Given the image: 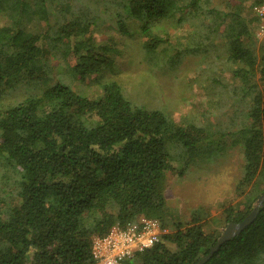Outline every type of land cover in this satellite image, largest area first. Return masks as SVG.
I'll return each mask as SVG.
<instances>
[{"label":"trees","instance_id":"obj_1","mask_svg":"<svg viewBox=\"0 0 264 264\" xmlns=\"http://www.w3.org/2000/svg\"><path fill=\"white\" fill-rule=\"evenodd\" d=\"M66 1L0 0V12L12 21L0 23V85L49 76L60 40L80 79L112 64L109 49L96 45L78 20L51 24L50 5ZM110 2L120 32L129 34L134 20L150 53L177 50L161 32L164 21L184 26L188 17L198 18L206 22L205 40L210 31L226 40L241 96L250 95V122L230 133L245 160L238 190L249 189L223 210L226 223L242 221L264 193V50L254 48L257 15L248 12L246 0H223L221 7L211 0ZM260 3L252 2V9ZM194 31L195 44L182 50L204 45L197 26ZM101 88L91 98L60 81L0 112V264H95L93 239L113 225L149 217L165 228L166 175L176 170L174 162L186 167L221 149L225 133L137 105L116 80ZM219 237L198 220L177 224L127 264H195ZM205 264H264V205Z\"/></svg>","mask_w":264,"mask_h":264},{"label":"rangeland","instance_id":"obj_2","mask_svg":"<svg viewBox=\"0 0 264 264\" xmlns=\"http://www.w3.org/2000/svg\"><path fill=\"white\" fill-rule=\"evenodd\" d=\"M222 1L211 0L218 7L223 6ZM246 5L250 14L257 15L256 9H252V0H246ZM115 9L110 0L52 3L51 24L56 28L72 19L78 20L82 26H87L86 33L92 34L96 45L109 49L112 64L99 67L80 79L74 75V68L64 54L67 43L60 40L50 60L52 72L49 76L33 81L21 77L0 85V112L56 82H65L77 92L95 98L102 93L101 82L116 80L124 94L137 105L162 110L175 118L203 125L210 131L216 129L225 133L220 150L217 148L186 167L181 159L174 162L176 170L166 175L168 217L163 228L166 233L174 230L177 224L198 220L206 232L221 235L227 226L223 220L224 208L242 200L249 189L248 186L243 187L242 192L238 190L245 160L239 142L230 133L250 122L247 113L250 95L241 96L242 83L233 74L235 67L228 60L226 40L214 31H210V37L205 40L206 22L198 18L188 17L184 26L175 21H164L161 32L175 43L177 50L150 53L142 36L133 29L134 20L129 34L120 32ZM0 23L11 24L12 21L0 12ZM196 26L204 45L198 50H182L195 44ZM255 39L254 48L259 54L264 50V41L257 38L256 30ZM179 47L185 54H180L176 61H167L168 55L180 50ZM176 151L180 149L176 148ZM180 170L184 171L179 173Z\"/></svg>","mask_w":264,"mask_h":264},{"label":"built area","instance_id":"obj_3","mask_svg":"<svg viewBox=\"0 0 264 264\" xmlns=\"http://www.w3.org/2000/svg\"><path fill=\"white\" fill-rule=\"evenodd\" d=\"M259 19L256 36L264 41V0L256 9ZM165 233L161 222L155 218L141 217L125 225L115 224L92 243L95 264H127L136 253L154 246Z\"/></svg>","mask_w":264,"mask_h":264},{"label":"water","instance_id":"obj_4","mask_svg":"<svg viewBox=\"0 0 264 264\" xmlns=\"http://www.w3.org/2000/svg\"><path fill=\"white\" fill-rule=\"evenodd\" d=\"M264 205V193L259 197L255 203L254 209L240 222H229L226 228L216 241L215 245L211 248L210 252L198 260L195 264H205L223 243L233 238L235 235L239 234L243 229H245L258 215L260 208Z\"/></svg>","mask_w":264,"mask_h":264},{"label":"crops","instance_id":"obj_5","mask_svg":"<svg viewBox=\"0 0 264 264\" xmlns=\"http://www.w3.org/2000/svg\"><path fill=\"white\" fill-rule=\"evenodd\" d=\"M255 0H252V2H254ZM253 10H254V6H253Z\"/></svg>","mask_w":264,"mask_h":264}]
</instances>
